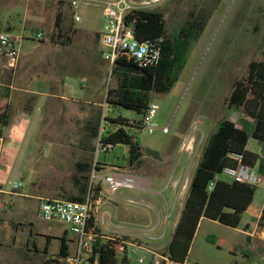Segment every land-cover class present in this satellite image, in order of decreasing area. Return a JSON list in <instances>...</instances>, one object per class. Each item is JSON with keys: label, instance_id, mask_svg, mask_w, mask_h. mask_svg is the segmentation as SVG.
I'll list each match as a JSON object with an SVG mask.
<instances>
[{"label": "rangeland", "instance_id": "374dc122", "mask_svg": "<svg viewBox=\"0 0 264 264\" xmlns=\"http://www.w3.org/2000/svg\"><path fill=\"white\" fill-rule=\"evenodd\" d=\"M71 1L0 0V32L23 36L16 68L9 67L8 59L0 60V98L10 95L5 100L15 112L34 111L14 169V179L44 199L67 200L65 197L78 194L74 176L82 173L77 163L93 166L98 163L105 165L107 171L117 168L129 174L150 175L157 182L162 180L159 195L121 188L114 197H110L118 207L108 204L102 209L114 216L116 211L128 213L135 207L136 213H141L154 224L167 215V204L169 211L173 210L171 191L180 179V188L176 186L174 192V213L169 218V237L184 208L192 178L209 138L224 119L239 123L244 117L242 113L229 109L227 99L235 82L247 77L250 63L264 59V0H221L218 3L201 38L192 47L172 91L152 97V102L159 107L153 120L155 130L150 132L146 127L136 132L130 129L131 133L138 134L145 152L142 164L134 168L129 165L127 146L117 145L110 151L99 150L101 136L113 125L110 119L119 115L128 118L130 123L144 119L143 114L134 110L114 109L106 104L108 90L117 88L119 81L113 75L114 67L105 60L108 49L97 36L106 25L103 6L82 4L72 9ZM131 1L135 9L161 11L170 29L177 20L184 21L189 11H199L216 2ZM59 11L63 12V25L72 37L68 45L58 44L56 36L52 39L57 33ZM75 13L81 17V22L74 21ZM37 35H41V39H37ZM118 66L115 67L120 70ZM95 127H99L97 137L92 135ZM164 128H168L167 133ZM192 139L191 150L186 151ZM249 147L261 150L253 139ZM149 151H155L159 156ZM127 198L136 203L130 204ZM262 206L264 189L257 188L254 212ZM252 215L250 212L245 214L238 228L203 219L187 262L264 264L261 251L264 230L252 225L255 223ZM248 221L250 227H244ZM145 223L123 226L137 231L146 228ZM40 224L55 225L59 234H64V224ZM26 230L18 224L11 232H21L25 242ZM243 230L252 236L244 235ZM67 235L75 236L70 232ZM167 237L163 246L142 240L141 243L155 254L140 251L138 256L128 258L126 264H154L155 260L160 264H174L163 259L170 241ZM12 239L13 236L9 244L0 246V264H41L33 256L28 259L22 241L14 245ZM30 248H33V243ZM49 249L57 256L59 242H53ZM139 257H143L144 262L141 263ZM118 264H123L122 259Z\"/></svg>", "mask_w": 264, "mask_h": 264}, {"label": "trees", "instance_id": "16d2710c", "mask_svg": "<svg viewBox=\"0 0 264 264\" xmlns=\"http://www.w3.org/2000/svg\"><path fill=\"white\" fill-rule=\"evenodd\" d=\"M220 1L216 0L199 11H189L186 19L177 20L171 29L161 11L136 9L127 16V23L135 24L136 39L147 43L152 51L158 50L160 57L157 64L148 67H141L134 60L126 58L117 62L120 70L114 67L113 75L119 83L117 88L111 87L108 90L106 104L114 109L134 110L143 114L144 119L138 123H130L128 118L121 115L110 119L113 125L100 139L105 151H110V146L114 148L125 145L129 148L130 167L142 164L145 152L138 134L131 133L130 129L137 132L145 128V117L154 94L166 95L172 91L185 68L192 47L201 38ZM64 18L63 12L59 11L56 17L57 33L52 39L56 36L58 44L68 45L72 37L63 25ZM97 36L101 39V35ZM5 99L0 98V137L3 129L10 125L14 113ZM227 104L229 109L242 113L244 117L239 123L224 119L209 138L167 253L164 254L172 263L185 264L188 261L203 219L238 228L243 215L255 201L256 187L226 179L217 180L224 169L243 164L257 167L264 176V59L250 63L247 77L235 82ZM98 134L99 127L92 129L93 136L97 137ZM252 139L259 144L260 151L249 150ZM149 152L159 156L155 151ZM76 166L82 173L74 176L78 194L65 198L76 202H86L89 198L92 202L99 201L103 188L100 184L91 186V175L94 170L100 172L104 168L98 163L94 166L90 163H77ZM212 182L215 185L211 190ZM258 226L264 230V207ZM69 249L66 238L62 237L58 255L62 261L49 260L46 264H68L65 259L70 255ZM261 251L264 253V243ZM95 253L98 254L99 264H118L119 259H122L123 264L128 261V257L122 255L120 246L114 241L100 240L95 246Z\"/></svg>", "mask_w": 264, "mask_h": 264}, {"label": "built area", "instance_id": "2783aa9c", "mask_svg": "<svg viewBox=\"0 0 264 264\" xmlns=\"http://www.w3.org/2000/svg\"><path fill=\"white\" fill-rule=\"evenodd\" d=\"M82 4H98L103 6V13L106 17V25L101 34V42L108 49L105 60L115 67L117 62L126 58L134 60L141 67H148L159 62V51H152L147 43L139 42L135 37L133 23H127V16L135 9L131 0H72V9H77ZM74 21L81 22V17L75 13ZM41 39V35H37ZM22 37L14 36L9 32H0V60L8 59L9 67L16 68L21 52ZM159 107L151 103L145 117V128L150 132L155 130L154 118ZM168 132V128H164ZM100 142V141H99ZM194 139L189 142L186 151L191 150ZM3 139L0 137V150ZM101 144V142H100ZM102 148V146L100 145ZM99 150H104L102 148ZM113 147H109L112 149ZM102 179L104 185L110 189L111 196L121 189L126 188L135 191L148 192L150 186L145 179L114 168L113 171L100 178L94 170L91 175V186ZM218 179H226L231 182H240L256 188L264 189V176L260 174L258 168L239 164L236 168L224 169ZM215 182H212V190ZM21 185H14L13 191L19 189ZM134 202V200H130ZM142 203H146L142 201ZM174 213V209L163 219H159L154 226H147L142 229H128L123 226L115 225L112 215L109 212H100L99 201L92 202L90 198L86 202H76L70 200H49L42 199L39 203V216L46 222L59 221L66 225L67 232L77 237L76 250L70 254L65 262L68 264H99L98 254L95 253V246L100 240L117 242L122 251V255L128 258L136 257L140 251L152 252L150 248L142 244V240L155 241L156 232L164 238L168 233L169 218ZM165 257V256H164ZM164 260L170 261L168 258ZM139 261L144 262L143 257ZM154 264H160L158 260ZM175 264V263H174ZM185 264H191L186 262Z\"/></svg>", "mask_w": 264, "mask_h": 264}, {"label": "crops", "instance_id": "0c3cea01", "mask_svg": "<svg viewBox=\"0 0 264 264\" xmlns=\"http://www.w3.org/2000/svg\"><path fill=\"white\" fill-rule=\"evenodd\" d=\"M102 32L103 31H101L98 34L101 35ZM7 97L9 98L10 95H8ZM10 106L12 107L11 104ZM12 110L14 113L12 116L11 123L8 127L3 129V135L1 136V138L3 139V144L0 150V246H3L4 243H8L10 241V237L13 236L12 243L14 245L18 244V241L19 243L22 241V247L25 250L28 259H30V257L33 256L34 258L39 259V262L41 264H46L47 261L49 260H60L58 258L59 254L56 256L55 253H52L49 249V247L53 244V242H59V246L61 247V239L62 237H65L67 240V244L70 248L69 252L70 254H73L76 250L77 237L76 236H73L72 238L68 237L67 227L65 224L63 228V233H64L63 236L59 234V231L58 229H56L55 225L39 226L41 225L40 224L41 222H46L42 220L39 216V203L44 198L38 195H34L33 193L30 192L29 188H25L22 186L16 191H13L14 185H20V183L16 182V180L14 179V169L21 155L23 143L29 131L30 124L32 122V113L34 111L15 112L13 107ZM248 148L251 151L258 152L256 149L254 150V149H250V147ZM100 167L104 168V170L98 172L100 178H103L105 175H108L113 171V170L107 171L105 165H101ZM130 173L141 179H145L148 182L150 186V190L147 193L153 195H159L163 185L162 180L160 182H157V180L150 175L134 173V172H130ZM29 182H30V178H29ZM181 183L182 180L180 179L177 180L174 188L171 191V195L174 199L173 209L175 208L176 205V196L174 194L175 188L178 185L180 188ZM96 184H100L103 188L99 200L100 212H109L107 210L102 209L104 206L108 204L118 207V203H116L113 199L110 198L113 196H111L110 189L104 185L102 179H100ZM130 200L132 199H128V198L126 199V201H128L130 204H134V202H130ZM263 207L264 206H262L260 210L254 212V202H253V204L249 207V209L245 213L248 214L250 212L253 214L251 216V219L255 220V223H253L252 225H255L256 228L258 227V220L261 217ZM132 208L134 209V211L130 209L129 211H127L128 213L121 212L120 210L116 211L114 213V216L112 215L113 222L115 223V225H119V226H123V224L138 225L137 223L141 224V222L143 223L146 222L145 223L147 224L146 226H154L158 223L157 222L156 224H154L153 221L146 220L147 218L143 216L141 213L139 214L135 212L136 210L135 207ZM167 209H169V204H167ZM181 213L182 211H180L177 221L174 223L173 229L169 233V237H167L168 236L167 234L164 238H161L160 237L161 234L156 232L155 237H157L158 240H155L153 244L157 246H163L166 243L165 241L166 237L167 239L170 240L169 241L170 244L172 240V235L179 222ZM49 223L63 224L62 222L59 221H53ZM18 224H20L21 226L27 229L25 235L26 236L25 242H24V237H22V233L18 232L20 231L19 228L21 229V227L18 228V231H14V233L11 232L12 228ZM123 227L133 230L131 227L128 226H123ZM244 227L247 228L250 227V221L246 222ZM251 227L253 228V226ZM18 233L21 234L18 235ZM243 234L246 236H252L249 232L245 230H243ZM147 242L150 241L147 240ZM32 243H33V248L31 249L30 247ZM145 253L149 254L148 252ZM150 253L155 254L153 251Z\"/></svg>", "mask_w": 264, "mask_h": 264}, {"label": "water", "instance_id": "95a60500", "mask_svg": "<svg viewBox=\"0 0 264 264\" xmlns=\"http://www.w3.org/2000/svg\"><path fill=\"white\" fill-rule=\"evenodd\" d=\"M133 26H135V24L133 23ZM134 31H135V29H134Z\"/></svg>", "mask_w": 264, "mask_h": 264}]
</instances>
